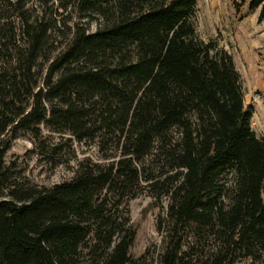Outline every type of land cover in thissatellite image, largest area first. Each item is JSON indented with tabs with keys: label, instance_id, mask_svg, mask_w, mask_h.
Instances as JSON below:
<instances>
[{
	"label": "trees",
	"instance_id": "trees-1",
	"mask_svg": "<svg viewBox=\"0 0 264 264\" xmlns=\"http://www.w3.org/2000/svg\"><path fill=\"white\" fill-rule=\"evenodd\" d=\"M235 6L264 20V0ZM198 13V0H0V140L31 134L47 156L68 137L101 155L6 193L0 149V264H133L143 194L167 200L160 264H190L207 239L210 264H264V137ZM43 127L62 137L51 149Z\"/></svg>",
	"mask_w": 264,
	"mask_h": 264
},
{
	"label": "rangeland",
	"instance_id": "rangeland-1",
	"mask_svg": "<svg viewBox=\"0 0 264 264\" xmlns=\"http://www.w3.org/2000/svg\"><path fill=\"white\" fill-rule=\"evenodd\" d=\"M59 3L56 4V7ZM35 8L39 7L34 5ZM235 0H198V32L200 37L209 41L218 39L219 44L233 55L235 67L241 74L245 107L253 112L251 126L259 138L264 137V20L259 21L261 7L256 12L248 11L247 6L236 9ZM39 11V9H37ZM97 30L96 25L91 31ZM44 147L51 149L62 139L59 134L42 128ZM62 140L63 151L58 155H41L38 141L31 134H21L10 144L7 139L0 140V149L7 148L2 159L3 171L10 178L2 189L7 193V186L52 187L70 180L78 163L90 158L100 161L97 147L80 145ZM45 140V141H44ZM167 200L158 203L148 194L133 199L129 204L128 214L136 229L137 238L132 254L133 264H160L163 252L162 236L157 232L159 219L165 215ZM194 250L190 264H210L208 257L212 250L210 240H201ZM237 264H252L241 261Z\"/></svg>",
	"mask_w": 264,
	"mask_h": 264
}]
</instances>
